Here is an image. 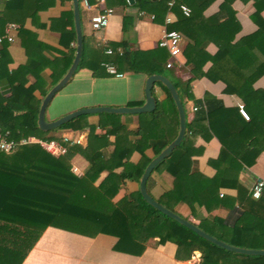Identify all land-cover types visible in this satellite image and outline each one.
<instances>
[{
	"label": "trees",
	"instance_id": "1",
	"mask_svg": "<svg viewBox=\"0 0 264 264\" xmlns=\"http://www.w3.org/2000/svg\"><path fill=\"white\" fill-rule=\"evenodd\" d=\"M168 1L135 0L134 4L139 11L153 12L156 20L170 8L177 19L168 23L167 29L180 31L202 48L207 41L213 42L217 50L210 57L211 65L206 71L190 66V76L182 80L175 74L174 63L170 67L166 65L169 53L164 47L134 49L127 57L125 39L107 42L92 50L85 38L76 69L88 67L98 74L104 63H110L120 71L164 74L172 80L181 101L185 95L191 96L189 85L194 78L207 76L225 82V90L242 99L249 118L244 119L238 107H224L215 97L206 94V110L197 108L192 119L186 122L182 141L153 168L146 186L153 198L174 212L179 205L188 206L190 218H186L210 235L236 246L264 248V188L260 197L253 199L236 181V174L243 165L250 164L264 149V92L252 86L264 74V19L260 14L264 0H252L254 11L251 19L257 29L242 36L232 49H229V42L238 29L229 8L233 0L220 3V7L229 12L228 19L223 22L203 14L213 0H173L171 6H168ZM29 2L31 0H26V5ZM181 5L189 8L188 14L181 11ZM128 18L123 16L124 31ZM71 36L74 39L73 30ZM69 48L71 52L68 55L54 61V64H59L58 59L66 62L63 71L73 56V47ZM108 48L111 52L104 53ZM9 80L10 94L4 96L0 93V129L7 130L9 137L19 139L33 135L59 140L60 135L54 134L58 129L81 131L89 127V131L83 149L87 166L82 174L72 172L66 156L50 154L38 143L19 145L10 153L0 151V234L16 235L8 242H0L1 251L24 254L37 235L52 226L88 236L112 235L116 238L114 250L133 255H140L151 240L156 244L171 241L177 246V259H189L197 250L198 264H264V255L228 251L199 236L149 205L138 188L127 191L118 200L113 199L128 181L139 182L146 164L177 133V110L169 91L160 82L157 84L165 91V100L158 101L152 111L137 114L136 129L128 131L134 144L123 146L122 133L128 124L120 121V114L103 113L108 119L98 122L105 130L101 134L95 133L94 125L87 120L86 114L58 128L40 130L36 123L39 100L32 95L38 83L25 88L17 75H10ZM236 116L243 120L240 124H236ZM204 121L207 123L203 126L206 131L199 125ZM108 134L116 135L113 143L108 140ZM196 135L205 138L215 136L221 144L218 156L209 160L216 168L212 177H206L196 168L193 156L200 152L194 144ZM240 140L245 142V148L236 155L234 148ZM110 144L113 148L108 150ZM147 149L151 155L146 153ZM135 150L141 155L138 162L130 160ZM103 171L106 175L96 183ZM162 172L172 176L171 185L152 190L153 176ZM222 186L236 188V196H219L218 189ZM220 206L227 207L225 215L213 212ZM203 210L205 214H201Z\"/></svg>",
	"mask_w": 264,
	"mask_h": 264
},
{
	"label": "crops",
	"instance_id": "2",
	"mask_svg": "<svg viewBox=\"0 0 264 264\" xmlns=\"http://www.w3.org/2000/svg\"><path fill=\"white\" fill-rule=\"evenodd\" d=\"M81 1L79 0V14L82 40L86 39L88 48L93 50L107 42H118L125 39L127 45L124 50L127 51V57L134 49H155L163 30L167 29L166 16H171V22H175L177 19L176 14L169 8L156 20L153 12L139 11L134 4L135 0H102L101 3L99 0H89L94 4L91 10L84 9ZM168 2H173V0ZM221 2L222 0H213L203 11L204 16H213L219 22L226 21L229 12L224 7H220ZM252 2V0H233L229 5L238 23L235 36L229 42V49H232V46L242 36L253 33L257 29V25L251 19V14L254 11ZM103 7H110L114 12L106 27L93 30L89 24V17ZM260 14L264 19V8ZM0 15V31L3 30L6 22H14L19 26L14 33V41L5 42L2 50L0 93L4 96L10 94L12 89L10 75L12 77L17 75L18 80H23L25 88L38 83V86L32 90V95L39 100L40 104L46 92L66 72L74 56L76 36L71 0H31L29 5H26V0H0ZM123 16L129 17L125 31ZM71 30L74 32V39L71 38ZM180 45L181 51L178 56L171 58L168 55L167 61L172 60L175 65V74L182 80L190 76V66H196L206 71L211 65L210 57L217 50L216 45L211 41H207L202 48L185 36H183ZM69 46L73 47V56L70 64L63 71L66 62L63 59H58L59 64H54V61L63 55H68L71 52ZM104 53H107L106 50ZM117 71L121 72L123 76L117 77L108 73L105 66L103 69H99L98 74H94L88 67L76 69L68 82L54 94L48 103L45 111L46 120L52 121L67 113L87 107L142 105L145 101V82L149 75L143 72L120 71L118 69ZM61 72L62 74L57 77ZM252 86L255 90L264 92V74L260 75ZM225 88V82L220 79L212 80L207 76L192 79L189 85L191 96L185 95L182 100L186 122L192 119L197 108L206 110L204 102L206 94L215 97L224 107H238L239 104H243L237 94L227 92ZM153 95L156 98V104L166 98L165 91L157 82L153 86ZM245 110L249 114L248 109ZM103 113L109 112L86 114L87 120L94 125V131L97 134L105 132L104 128L98 125L99 120L108 119ZM137 114L139 113L120 114V121L128 124L126 131L122 133L123 146L134 144L133 137L128 131L136 129ZM242 121L240 116H236V124H240ZM206 124L205 121L199 122L202 127ZM85 129L89 131V127H85ZM76 131L78 130L65 128L58 129L54 134L61 136ZM204 131L206 130L204 129ZM115 136V134H108V140L113 143ZM86 144L87 138L85 145L82 147L73 145L76 148L70 146L65 155L70 164H76L82 170L87 166L83 150ZM194 144L200 148V152L193 156L196 168L206 177H212L216 168L209 163V160L218 156L221 146L219 140L212 135L207 138L196 135ZM112 148L113 144L107 147L108 150ZM244 148L245 142L238 141L234 148V154L238 155ZM146 153L151 155L149 149L146 150ZM140 158L141 155L136 150L130 155L132 162H138ZM105 175L106 171L101 172L96 183ZM259 178L264 180V149L250 164L243 165L236 174L237 183L247 191V194L252 183ZM171 182L172 176L167 172L156 174L151 182L152 190H160L163 185L170 186ZM135 188H138V183L128 181L124 187L118 190L113 199L118 200L127 191ZM218 192L219 196L234 197L237 194V189L222 186ZM227 210V207L220 206L213 212L225 215ZM177 212L184 218H190V210L185 204L179 205ZM201 214H205V211L203 210ZM15 236L0 234V242H8L9 238L13 239ZM115 241L116 238L108 234L100 233L88 236L48 226L37 235L32 246L24 254L0 250V264H198L199 262L197 257L199 251L197 250L192 253L189 259H177L175 257L177 246L171 241L156 244L154 240H151L140 255L114 250Z\"/></svg>",
	"mask_w": 264,
	"mask_h": 264
},
{
	"label": "water",
	"instance_id": "3",
	"mask_svg": "<svg viewBox=\"0 0 264 264\" xmlns=\"http://www.w3.org/2000/svg\"><path fill=\"white\" fill-rule=\"evenodd\" d=\"M71 3H72V12H73V24H74V30L76 36L74 56L70 66L63 74V76L46 92V94L41 99L37 113V121H36L37 127L42 131L52 130L60 127L69 120L82 114L100 113V112L123 114V113H142V112L152 111L156 106V98L153 95V86L156 82H160L162 85H164L167 88L175 104L177 110V116H178V128L175 137L164 148H162L159 153L153 156L151 160L146 164L138 182V190L142 198L149 205L161 211L168 217L188 227L189 229H191L192 231H194L204 239L228 251L247 254V255H264V248H247V247L236 246L229 244L221 239H218L215 236L210 235L209 233L205 232L200 227H198L197 224H195L193 221L180 216L178 213L164 206L158 200L153 198L152 195L148 192L146 182L151 171L161 160H163L166 156H168L171 153V151L182 141L186 131V118H185V111L182 101L180 99L176 87L167 76L163 74H150L147 77L144 87L145 101L140 106L87 107L72 111L52 121L46 120L45 111L48 103L50 102L54 94L57 91H59L68 82V80L71 78L72 74L76 70L81 60L83 40H82V32H81V24H80L79 0H71Z\"/></svg>",
	"mask_w": 264,
	"mask_h": 264
},
{
	"label": "built area",
	"instance_id": "4",
	"mask_svg": "<svg viewBox=\"0 0 264 264\" xmlns=\"http://www.w3.org/2000/svg\"><path fill=\"white\" fill-rule=\"evenodd\" d=\"M100 3L102 0H99ZM81 5L86 10H91L94 7V4L90 3L89 0H82ZM168 5L171 6L172 2H168ZM181 10L184 14H188L189 9L181 5ZM114 10L110 7H103L100 11L95 12L89 17V24L93 30H99L107 26L109 22L110 16L113 14ZM172 21L170 15H167L165 18V23L168 24ZM18 24L14 22H8L5 24L2 31H0V47L5 42H13L15 39V32L18 29ZM183 36L180 32L176 30L164 29L162 35L158 41V46L164 47L168 50L171 58H176L181 51V40ZM107 53L111 52V49H106ZM2 59V51L0 49V62ZM166 65L168 67L173 65L172 60L167 61ZM104 66L108 73L113 74L117 77H122L123 74L117 71L116 67L110 63H104ZM238 112L244 118L248 119L249 114L245 110L243 104L238 105ZM88 135V129H84L81 131H76L72 134H62L60 139H43L37 136H27L21 137L19 139H13L9 137V132L7 130L3 131L0 129V151L5 153H10L14 151L19 145H23L26 143H38L42 148H44L47 152L53 155H66L69 147L73 145L83 146L86 143V138ZM71 170L75 174H82L83 170L77 166L76 164H71ZM264 188V180L256 179L250 189L249 196L253 199H257L260 197L262 190ZM222 195V192H220ZM199 259V254H197Z\"/></svg>",
	"mask_w": 264,
	"mask_h": 264
}]
</instances>
